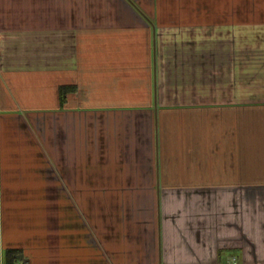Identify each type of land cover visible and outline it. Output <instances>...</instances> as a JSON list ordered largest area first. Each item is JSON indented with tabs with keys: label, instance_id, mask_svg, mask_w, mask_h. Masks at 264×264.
Masks as SVG:
<instances>
[{
	"label": "crops",
	"instance_id": "0c3cea01",
	"mask_svg": "<svg viewBox=\"0 0 264 264\" xmlns=\"http://www.w3.org/2000/svg\"><path fill=\"white\" fill-rule=\"evenodd\" d=\"M0 264H264V0H0Z\"/></svg>",
	"mask_w": 264,
	"mask_h": 264
},
{
	"label": "trees",
	"instance_id": "16d2710c",
	"mask_svg": "<svg viewBox=\"0 0 264 264\" xmlns=\"http://www.w3.org/2000/svg\"><path fill=\"white\" fill-rule=\"evenodd\" d=\"M73 90V88H69L68 86H65L63 88L60 89V95L61 97L66 94L68 91ZM19 253V249L17 248H8L5 251V258L7 260L8 263L15 261L17 255Z\"/></svg>",
	"mask_w": 264,
	"mask_h": 264
},
{
	"label": "rangeland",
	"instance_id": "374dc122",
	"mask_svg": "<svg viewBox=\"0 0 264 264\" xmlns=\"http://www.w3.org/2000/svg\"><path fill=\"white\" fill-rule=\"evenodd\" d=\"M80 165L85 166V165H87V164H86L85 161H84V162H81Z\"/></svg>",
	"mask_w": 264,
	"mask_h": 264
}]
</instances>
